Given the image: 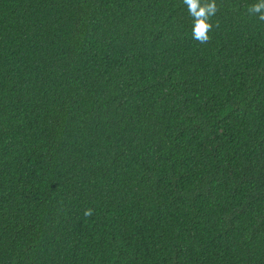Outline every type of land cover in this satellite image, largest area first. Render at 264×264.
Returning a JSON list of instances; mask_svg holds the SVG:
<instances>
[{
    "label": "trees",
    "instance_id": "trees-1",
    "mask_svg": "<svg viewBox=\"0 0 264 264\" xmlns=\"http://www.w3.org/2000/svg\"><path fill=\"white\" fill-rule=\"evenodd\" d=\"M216 3L0 0V264H264V22Z\"/></svg>",
    "mask_w": 264,
    "mask_h": 264
},
{
    "label": "clouds",
    "instance_id": "clouds-1",
    "mask_svg": "<svg viewBox=\"0 0 264 264\" xmlns=\"http://www.w3.org/2000/svg\"><path fill=\"white\" fill-rule=\"evenodd\" d=\"M183 4L193 19V39L201 44L207 43L210 40L209 32L214 26L210 22L211 17L219 10L216 0H183ZM248 12L255 15L259 21L264 22V0H257V3L250 5ZM92 213V209H87L84 215L90 217Z\"/></svg>",
    "mask_w": 264,
    "mask_h": 264
}]
</instances>
